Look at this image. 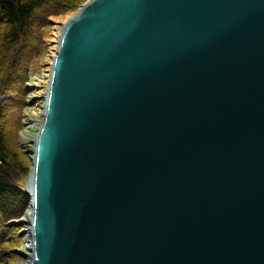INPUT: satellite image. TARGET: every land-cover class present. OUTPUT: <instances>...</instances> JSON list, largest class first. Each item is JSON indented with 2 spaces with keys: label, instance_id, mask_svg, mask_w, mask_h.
Here are the masks:
<instances>
[{
  "label": "water",
  "instance_id": "95a60500",
  "mask_svg": "<svg viewBox=\"0 0 264 264\" xmlns=\"http://www.w3.org/2000/svg\"><path fill=\"white\" fill-rule=\"evenodd\" d=\"M39 116L30 264H264V0L89 2Z\"/></svg>",
  "mask_w": 264,
  "mask_h": 264
},
{
  "label": "rangeland",
  "instance_id": "374dc122",
  "mask_svg": "<svg viewBox=\"0 0 264 264\" xmlns=\"http://www.w3.org/2000/svg\"><path fill=\"white\" fill-rule=\"evenodd\" d=\"M89 1L71 0L70 4L66 5L69 10L59 15L53 12L39 14L32 38L28 45L23 46L22 56L20 55L18 59V69L10 79L8 89L1 99V105L6 111L5 123L13 130L15 151L18 152L22 164L19 172H14L19 177L16 179L17 182L22 186L28 185L32 170L33 137L38 132L35 124L40 122V118L36 115L34 94L41 86L36 85V78L38 75L43 79L47 74L46 69L49 66L50 57L49 44L53 37V25L56 24L54 19L66 18L75 14ZM38 29L41 33H38ZM22 170L27 172L23 173ZM23 188L21 191L25 199H22L19 206L9 202L7 209L4 206L0 207V261H7L8 264L26 263V260L22 261L20 251L26 246V239L23 235L26 227L22 220L29 212L30 197L26 195ZM11 198L12 195H10V200ZM6 212L11 216L10 220L5 217Z\"/></svg>",
  "mask_w": 264,
  "mask_h": 264
},
{
  "label": "trees",
  "instance_id": "16d2710c",
  "mask_svg": "<svg viewBox=\"0 0 264 264\" xmlns=\"http://www.w3.org/2000/svg\"><path fill=\"white\" fill-rule=\"evenodd\" d=\"M70 2L71 0H0V92L3 91L6 80L10 79L12 69H18L19 56H22L23 46L28 45L32 38L39 14H62L69 10L66 5ZM38 33H41L39 29ZM5 120L6 111L0 105V207L7 209L9 202L19 206L24 197L21 184L16 180L19 177L14 173L19 172L22 164L15 151L13 130L6 126ZM0 264L8 262L1 260Z\"/></svg>",
  "mask_w": 264,
  "mask_h": 264
},
{
  "label": "bare ground",
  "instance_id": "6f19581e",
  "mask_svg": "<svg viewBox=\"0 0 264 264\" xmlns=\"http://www.w3.org/2000/svg\"><path fill=\"white\" fill-rule=\"evenodd\" d=\"M93 0H90L89 2H91ZM89 2L86 4L88 5ZM85 5V6H86ZM83 6L80 10H78V12H76L75 14H72L66 18H63V17H60L58 19H54V21L56 22L55 25H53V37H51L50 39V44H49V50H50V57L48 59V68L55 62V60L58 58L59 56V53L61 52L62 50V42H63V36L66 32V27H67V24L69 23L70 20H73L75 19L78 14L81 12V10L85 7ZM15 56H17V54H15ZM16 59V57H14ZM17 58H19L17 56ZM13 59V60H15ZM48 68L46 69L47 70V74H45V76L43 77V79L37 75V78H36V85L37 86H41L40 89L36 90L35 91V94H34V98H35V108L37 109V116L40 118L39 116V111L41 109V106H42V103H43V100L45 98V95H46V92L48 90ZM17 71V69H12V71L10 72V79H12L14 73ZM10 79L9 80H6V84L4 85V89L2 92H0V105H1V99L4 97V94H5V91L8 89V84H10ZM44 88V89H42ZM36 127L39 129H41V120L40 122H38L37 124H35ZM38 136V135H37ZM35 136V137H37ZM35 137L33 142H35ZM35 146V145H34ZM33 146V147H34ZM33 158L32 157V161H33ZM31 188L28 187V190H30ZM30 205V204H29ZM18 208V207H16ZM16 214V213H15ZM5 217L7 219H11V216L9 215L8 212L5 213ZM22 222H24L26 225L24 227V231H23V235L26 239L25 241V245L23 247V249L20 251L21 253V259L22 261L24 262L26 260V263L25 264H30V261H31V257H32V233H31V208L29 209V212L27 213V215L25 216V219L22 220Z\"/></svg>",
  "mask_w": 264,
  "mask_h": 264
}]
</instances>
